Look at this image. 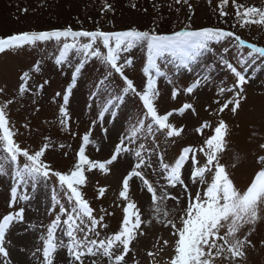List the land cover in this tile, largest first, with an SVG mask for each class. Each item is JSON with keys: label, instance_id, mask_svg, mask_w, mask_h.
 Segmentation results:
<instances>
[{"label": "snow or ice", "instance_id": "snow-or-ice-1", "mask_svg": "<svg viewBox=\"0 0 264 264\" xmlns=\"http://www.w3.org/2000/svg\"><path fill=\"white\" fill-rule=\"evenodd\" d=\"M175 3H181V0H175ZM183 3L188 4L191 10L189 0H183ZM228 3L229 0H219L221 17L229 15L224 10ZM232 4L235 7V17L242 27L264 26V8L242 5L236 0H232ZM105 8L111 10V5L106 4ZM23 11L26 12L27 9ZM50 42H54L56 46V53L49 57L54 59V64L73 68L71 81L63 94V104L59 107L58 123L62 130L70 128L72 117L68 107L69 99L73 89L77 87L82 70L93 59L104 69L93 84L94 90L89 93L91 98L100 101L97 119L103 118L110 110L112 115H116L115 110L129 96L139 98L142 115L134 119L129 131L119 138L111 157L104 161L90 159L86 155L87 146L93 143L92 131H86L72 169L62 172L55 170L46 159V153L54 146L51 138L44 137L43 145L38 150L32 149L18 141L17 137L22 133L10 120L9 106L16 102L17 96L23 98L34 88L42 91L48 83L45 80L39 85H30L32 73L41 72L42 61L38 60L31 72L24 71L21 74V83L14 96L8 97L6 89L0 88V94L5 97L0 102V176H11L13 180L7 203L10 210L6 214H0V264H11L7 247V243H10L7 240L10 228L25 222V207L20 202L29 201L31 197L26 192H21L20 188L30 185L35 189L40 182L52 180H55L58 186L56 191L64 196L66 203H62L57 195L51 197L53 218L46 226H42L46 231L39 235L40 244L31 253L37 264H62L58 255L60 250H66L63 264H98V259H93L97 257L107 258V264H129L133 259L131 254L135 249L134 242H138V235L144 234L142 225L150 226L153 221L164 227L170 226L174 237V252L170 254L168 264H234L235 258L244 257L245 248L251 244L249 237L255 232L256 225L264 221V155L258 156V170L247 185L241 188L234 182V173L229 166L222 162L227 150L226 138L230 134L229 126L222 118L198 149L184 147L171 163L166 162V157L161 154L154 165L149 153L155 152V147L146 146L140 141L148 137L153 140L161 136L179 137L183 128L170 122L173 112L178 111L182 115L186 109L195 111L192 104L185 103L178 110L161 114L157 106L161 95L157 87L158 80L165 78L168 84H174L164 68L174 65L177 70L182 68L192 72L193 66L201 64L206 53L212 52L215 45H222V51L226 55L220 57L219 63L231 74L232 86L219 87V94L230 95L231 98L223 103L219 100L215 102L219 105V113L229 109L235 114L241 107V102L246 99L245 86L250 79L248 66L264 58V46L247 42L235 32L219 27L193 29L191 23L171 34L158 33L155 29L138 30L135 27L123 31H103L100 28L88 31L73 30L68 26L63 29L23 31L0 36V53L23 50L25 47L35 48ZM137 47L146 50V61L142 67L146 82L142 90H138L134 81L125 74V69L134 63L127 54ZM233 48L236 54L235 64L229 59ZM202 67L207 71L211 65L203 63ZM117 74L119 79L116 78ZM209 82L210 75L199 74L183 92L193 94ZM180 93L181 89L174 86L171 98L175 100ZM92 123L95 125L96 121ZM22 127L28 129L29 124L26 122ZM205 127H210L207 121L196 131L202 132ZM132 145H136L135 149ZM59 147L64 148L65 145L60 144ZM259 147L264 150V144ZM122 153H132L136 162L122 178V190L119 192L123 205L122 220L118 230L109 234V225L103 223L105 215L96 212L85 198L82 188L89 182L86 172L93 169L108 172V166L117 161ZM233 160L239 162L240 156L235 154ZM231 167L235 168L236 163ZM145 168L152 169L159 179L153 182L146 178L143 171ZM185 169L187 180L184 177ZM134 178H139L150 194L152 216L149 219H142L137 203L129 196L130 181ZM178 186L182 189L183 197L179 193L172 195L169 191ZM192 187L196 188L195 192L191 191ZM105 191L101 187L99 196L102 197ZM169 199L175 203L172 209L167 208ZM100 212L104 210L101 209ZM98 228L104 230L103 235ZM60 232L62 235L58 234ZM168 243L167 240L163 241L164 245ZM148 255L152 256L153 253L149 252Z\"/></svg>", "mask_w": 264, "mask_h": 264}, {"label": "rangeland", "instance_id": "rangeland-1", "mask_svg": "<svg viewBox=\"0 0 264 264\" xmlns=\"http://www.w3.org/2000/svg\"><path fill=\"white\" fill-rule=\"evenodd\" d=\"M236 2L264 8V0H236ZM106 4L111 5V10L105 8ZM189 4L192 6L191 10L188 4L183 3V0L179 4L175 3V0H0V36L23 31L63 29L68 26H71L73 30L88 31L100 28L101 26L92 23L91 17H93L96 23L110 24L103 28L106 30L135 27L172 33L183 28L187 23H191L193 29L207 26L219 27L264 46V26L242 27L241 22H238L235 17L232 0H229L228 5L225 6L224 10L229 13L225 17L219 15V0H211V3L209 0H189ZM142 7L147 11H144ZM24 9L27 11H23ZM84 9L92 11L91 13L95 15L91 16L86 11L82 14ZM189 17H191L190 21ZM89 20H91L90 23ZM54 53H56L54 42L41 44L35 48L25 47L23 50L0 53V88L6 89L8 97L14 96L21 83L19 79L21 74L24 71L31 72L36 62L42 61L41 72L32 73L33 80L30 81V85H39L45 80L48 83L44 85L42 91L34 88L23 98L17 96L16 102L9 106L10 120L22 133L18 135V141L32 149L38 150L45 142L44 137H50L54 146L46 153V159L51 162L55 170L67 172L72 169L77 158V150L82 143V136L88 130L92 131L93 143L87 146L86 155L98 161L109 159L119 138L129 131L134 119L142 115V103L138 97L129 96L122 106L115 110L116 115H112L110 110L104 114L103 118L97 119L100 101L91 98L89 93L94 90L93 84L104 69L94 59L90 60L82 70L77 87L73 89L69 99L68 107L72 117L69 122L70 128L62 130L58 123L59 107L63 104V94L71 81L73 68L67 65H55L54 59L49 58ZM127 55L133 59L134 63L125 69V74L134 81L138 90H142L146 82V77L142 73V67L146 61V50L137 47ZM222 55H226L222 51V45L217 44L212 52L205 54L201 64L193 66L192 72L182 68L177 70L174 65L163 69L169 72V78L174 80V84H168L165 78L158 80L157 87L161 95L157 100V106L161 114L174 109L178 110L185 103L192 104L195 111L186 109L182 115L178 111L173 112L170 122L183 128L179 137L161 136L156 140L148 137L146 140L142 138L140 142L145 143L146 146L155 147V152L149 153L154 165L161 154L166 157V162L171 163L184 147L191 146L198 149L222 118L230 130L226 138L228 144L222 162L234 173V182L243 188L258 170V156L264 155V150L259 147L260 144H264V58L248 66L250 79L245 86L246 99L233 114L229 109L219 113V105L215 102L219 100L223 103L231 98L230 95L219 94V87L232 86L231 74L219 63ZM235 55L233 48L229 59L234 64L236 63ZM203 63L210 64L211 68L205 71L202 67ZM199 74L210 75L211 82L193 94L183 92V89L189 86ZM116 78L119 79L118 74ZM174 86L181 89V93L175 100L171 98ZM56 93L61 95L57 96ZM4 99V95L0 94V102ZM94 120L95 125L92 123ZM205 121L210 127L197 132L196 129ZM26 122L29 124L28 129L22 127ZM60 144H64L65 147L60 148ZM132 147L135 149L136 145ZM235 154L240 156L239 162L233 160ZM135 162L136 158L132 153H122L117 161L108 166V172L93 169L85 173L89 177V182L83 186L85 198L99 215H105L103 223L109 225V234L118 230L122 220L123 205L119 197V192L122 190V178ZM233 163H236L235 168L231 167ZM143 171L150 181L155 182L159 179L152 169L145 168ZM187 175V169H185L186 180ZM12 183L11 176H0V214H6L10 210L7 203L10 200L9 189ZM57 187L55 180H52L47 183L40 182L35 189H32L30 185L27 188L23 186L20 188V191L26 192L31 199L20 202L21 206L25 207V222L11 227L7 234V240L10 241L7 247L11 264H37V260L31 253L40 244L39 235L46 231V228L42 226H46L53 218L51 197L57 195L62 203H66L64 196L56 191ZM101 187L106 190L102 197L99 196ZM169 191L172 195L177 193L181 197L184 195L180 186ZM191 191L195 192L196 188L192 187ZM129 196L137 203L142 219L151 218L150 194L147 193L139 178L130 181ZM173 207L175 203L169 199L167 208ZM101 209L104 212H100ZM106 213H112V215H106ZM29 225L36 227L30 228ZM98 230L102 235L104 234L103 229L98 228ZM142 231L144 234L138 235V242H134L135 249L131 254L133 259L129 261V264H136L137 261L138 264H168L170 254L174 252V237L170 232V226L164 227L153 221L150 226L142 225ZM58 234L62 235V232ZM249 239L251 244L245 248L244 257L235 258L234 264H264V221L256 225V230ZM164 240L169 243L164 245ZM149 252L153 255L149 256ZM58 255L63 264L66 250H60ZM93 259H98V264H107V258Z\"/></svg>", "mask_w": 264, "mask_h": 264}, {"label": "trees", "instance_id": "trees-1", "mask_svg": "<svg viewBox=\"0 0 264 264\" xmlns=\"http://www.w3.org/2000/svg\"><path fill=\"white\" fill-rule=\"evenodd\" d=\"M142 9H143V7H142ZM91 10H93V9H91ZM144 11H147L146 9H143ZM85 11L88 13V14H90L91 16H93V15H95L94 13H91L92 11H89V10H87V9H84L81 13L83 14V13H85ZM94 11V10H93ZM104 12H106V10L104 11ZM93 19H95V18H93V17H91V20H92V23H94V24H97L98 26H101L100 27V29L101 30H103V31H123V30H127V29H130V28H132V27H128V28H126V29H113V30H106V29H103V28H105L106 27V25L107 26H110V24H106V23H102V22H99V23H96V20H93ZM99 19V18H98ZM91 20H89V23L91 22ZM111 23V22H110ZM103 25V26H102ZM81 29H84V28H81ZM97 29V28H96ZM96 29H92V30H96ZM138 30H143V29H140V28H137ZM92 30H89V31H92ZM180 30V29H179ZM158 33H162V34H171V33H166V32H158ZM139 99V98H138ZM82 190H83V192H84V188H82Z\"/></svg>", "mask_w": 264, "mask_h": 264}]
</instances>
